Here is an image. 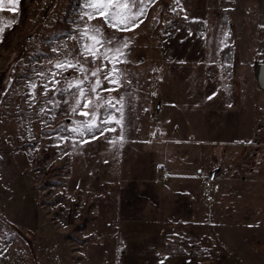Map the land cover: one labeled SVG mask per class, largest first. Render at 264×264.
<instances>
[{"label": "rangeland", "instance_id": "rangeland-1", "mask_svg": "<svg viewBox=\"0 0 264 264\" xmlns=\"http://www.w3.org/2000/svg\"><path fill=\"white\" fill-rule=\"evenodd\" d=\"M83 4L0 6V264H264V0H157L138 28L116 32L130 44L123 86L103 93L125 97L115 146L119 127L95 140L60 131L84 117L40 95L58 71L48 61L77 45ZM135 219L170 235L184 232L174 223L215 222L232 256L123 252Z\"/></svg>", "mask_w": 264, "mask_h": 264}, {"label": "snow or ice", "instance_id": "snow-or-ice-1", "mask_svg": "<svg viewBox=\"0 0 264 264\" xmlns=\"http://www.w3.org/2000/svg\"><path fill=\"white\" fill-rule=\"evenodd\" d=\"M19 2L20 0H7L8 4H19ZM156 2L157 0H84L83 7L87 11L83 12L80 19L84 20L86 17L87 20L83 30H79L78 35L69 36V39L77 41V45L64 52V60L48 61L58 71L51 72L52 79L39 86L43 89L41 96L47 97L49 92L53 96L57 94L61 96L59 100L49 98L43 101L44 103L54 108H59L61 104L68 105L72 114L84 117L82 120L73 121L75 128H61L60 131L73 132L81 137L88 135L90 140H95L100 137L107 139V133L115 132L119 127L118 137L108 142L115 146L123 141L125 97L103 95L105 92L119 93L120 87L123 86L121 81L124 73L118 65L128 63L125 50L129 48L130 41L122 37L117 38L115 33L130 32L138 28L144 23L143 18L147 17L150 7ZM4 3L5 0H0V6ZM174 3L178 5L180 0H174ZM90 21L97 23L92 24L89 23ZM77 29H79L78 24ZM105 29H110L112 32L106 33ZM3 31V28H0V38ZM52 51L57 52L58 49L53 48ZM70 69L75 70L77 75L64 77L66 87H56L61 85V80L57 77L63 76L64 72ZM38 75L43 76L44 73ZM127 82L131 83V81ZM105 84L113 87H106ZM29 86L33 90L29 96L32 100H36L37 85L33 82ZM65 93L71 97V102L65 97ZM45 111L44 108L40 109L41 113ZM61 139L67 140L68 137ZM81 142L88 143L89 140Z\"/></svg>", "mask_w": 264, "mask_h": 264}, {"label": "crops", "instance_id": "crops-1", "mask_svg": "<svg viewBox=\"0 0 264 264\" xmlns=\"http://www.w3.org/2000/svg\"><path fill=\"white\" fill-rule=\"evenodd\" d=\"M217 179L218 175H215L213 181ZM256 221L257 227L261 226L263 221L258 219ZM132 224L145 228L136 229L137 227L135 226V229H133ZM148 225L153 227L161 226L158 221L136 219L133 223L125 226L123 233L121 232L118 238L120 249L126 253L131 252V254L134 253L135 255L148 256L150 254L157 256L162 254L166 256L179 255L180 257L189 255L193 257L196 255L208 259H227L232 256L230 247L223 242L224 239L220 237L221 235L217 230L218 225L215 222L197 223L193 220H186L174 223L172 226H182L184 232L182 234L174 232L172 235L163 228L161 230L152 229ZM186 232L187 235L185 236ZM169 241L176 242L170 245Z\"/></svg>", "mask_w": 264, "mask_h": 264}, {"label": "bare ground", "instance_id": "bare-ground-1", "mask_svg": "<svg viewBox=\"0 0 264 264\" xmlns=\"http://www.w3.org/2000/svg\"><path fill=\"white\" fill-rule=\"evenodd\" d=\"M260 77H261V82L264 85V63L262 64V67H261Z\"/></svg>", "mask_w": 264, "mask_h": 264}, {"label": "built area", "instance_id": "built-area-1", "mask_svg": "<svg viewBox=\"0 0 264 264\" xmlns=\"http://www.w3.org/2000/svg\"><path fill=\"white\" fill-rule=\"evenodd\" d=\"M170 10V12H173L174 14H178V10L177 9H175V11H173V9H169Z\"/></svg>", "mask_w": 264, "mask_h": 264}, {"label": "water", "instance_id": "water-1", "mask_svg": "<svg viewBox=\"0 0 264 264\" xmlns=\"http://www.w3.org/2000/svg\"><path fill=\"white\" fill-rule=\"evenodd\" d=\"M215 178V173L211 176V179H214Z\"/></svg>", "mask_w": 264, "mask_h": 264}]
</instances>
